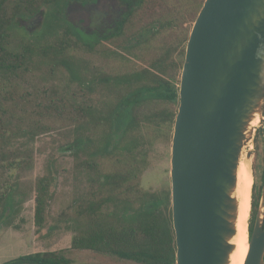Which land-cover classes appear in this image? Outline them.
Segmentation results:
<instances>
[{
  "label": "trees",
  "instance_id": "16d2710c",
  "mask_svg": "<svg viewBox=\"0 0 264 264\" xmlns=\"http://www.w3.org/2000/svg\"><path fill=\"white\" fill-rule=\"evenodd\" d=\"M125 1L129 2L130 9L112 37L125 33L128 22L145 3L139 0L136 8L133 0ZM36 13L44 17L38 40L13 45L10 36L19 25L18 19L30 18ZM68 24L62 0H0V76L14 81L37 59L49 65L51 71L61 66L68 74L59 100L48 98V103L38 105L50 112L52 121L61 120L64 124L69 121L73 136L64 148L75 157L76 169L89 174L94 182L93 191L80 198L74 212L64 219L66 227L74 230L71 247L112 256L127 264H177L171 191L145 189L139 179L147 165V152L141 149L146 144L144 129L151 126L166 135L173 131L177 109L166 104L179 105L181 74L178 76L175 71L178 66L182 70L189 36L184 42L164 47L148 65L112 74L90 62L91 57L102 52V42L69 40L76 29ZM158 33L154 24L143 27L130 35L121 51L109 50L107 54L130 61L132 48L146 49L145 42ZM73 83L88 90V102L86 98L80 101L75 94H69L68 86ZM160 104L164 105L156 107ZM5 114L0 108V229L12 223L23 201L21 182L15 173L32 167L33 149L25 143L14 145L15 141L21 135L32 140L40 124L35 122L24 128L21 123L6 119ZM106 160H110L114 170L101 169ZM9 178H15L13 183L8 182ZM56 181L57 170L51 160L34 186L35 222L40 228L48 224ZM256 207L253 193L251 217ZM72 263V258L57 251L21 254L0 262Z\"/></svg>",
  "mask_w": 264,
  "mask_h": 264
},
{
  "label": "water",
  "instance_id": "95a60500",
  "mask_svg": "<svg viewBox=\"0 0 264 264\" xmlns=\"http://www.w3.org/2000/svg\"><path fill=\"white\" fill-rule=\"evenodd\" d=\"M256 117L264 123V0H205L186 44L172 136L177 264L230 263L238 166ZM249 233L244 264H264V179Z\"/></svg>",
  "mask_w": 264,
  "mask_h": 264
},
{
  "label": "rangeland",
  "instance_id": "374dc122",
  "mask_svg": "<svg viewBox=\"0 0 264 264\" xmlns=\"http://www.w3.org/2000/svg\"><path fill=\"white\" fill-rule=\"evenodd\" d=\"M201 2L203 0H145L133 16V20L128 22L125 33L103 41L100 46L102 52L90 58L91 64L98 65L112 74L131 72L150 64L161 54L164 47L185 41ZM24 21L21 23L19 21V25L11 32L10 41L15 46L21 45L24 41L32 43L38 40L37 35L42 26L39 30L33 28L29 31ZM153 24L156 25L159 33L145 42L143 47L146 49L132 48L129 53L133 57L132 60L126 61L116 56H108L109 50L124 48L132 33L142 30L143 27H151ZM30 26L33 27L32 24ZM77 51L80 52L79 49ZM105 54L107 57L104 56ZM175 72L180 76L181 68L178 66ZM67 81L68 74L61 66L51 71L49 65L38 59L29 63L28 70H25L14 81L0 76V108L6 111V119L19 122L24 128L35 122L40 123L34 130L36 135L32 140L21 135L14 144L23 146L25 143L33 149L32 167L15 173L16 179L21 182L23 201L18 206L12 223L0 229V262L21 254L57 251L72 258V264H127L112 256L71 247L74 230L66 227L64 219L74 212L75 205L80 198L93 191L94 182L89 178V174L87 176L86 173L80 172V168L76 169L75 157L64 148L67 140L73 136L71 126L67 124L69 121L66 120L65 124L61 123V120L52 121L53 116L50 112L43 105H38V103H44V105L48 103V98L59 100L61 90L66 86ZM68 88L69 94L72 96L75 94L80 101L86 98L88 102L86 88H82L77 83L69 85ZM166 105L178 110L176 104ZM255 129L254 138L244 151V155L247 157V152L251 149V164L253 163L254 172L252 195L254 193L258 207L264 179V123L259 120ZM19 133L22 132L19 131ZM172 134L173 131L168 135L155 131L151 126L144 129L146 144L141 149L147 152V165L140 175L141 187L157 191H171ZM51 160L57 170V181L52 188L53 196L47 215L48 224L40 228L35 222L34 186L37 177L46 172ZM101 165L103 171L114 170L110 160H106ZM9 179V183L15 180V178ZM257 207L254 215L250 217V224L254 222Z\"/></svg>",
  "mask_w": 264,
  "mask_h": 264
},
{
  "label": "flooded vegetation",
  "instance_id": "af4514ba",
  "mask_svg": "<svg viewBox=\"0 0 264 264\" xmlns=\"http://www.w3.org/2000/svg\"><path fill=\"white\" fill-rule=\"evenodd\" d=\"M133 1L138 8L139 0ZM62 3L68 26L76 29L68 39L75 41L103 42L112 38L115 29L124 20L125 12L130 9L129 2L125 0H62ZM43 18L42 13H36L30 18H20L18 21L21 23L25 20L29 31L33 28L39 30Z\"/></svg>",
  "mask_w": 264,
  "mask_h": 264
},
{
  "label": "bare ground",
  "instance_id": "6f19581e",
  "mask_svg": "<svg viewBox=\"0 0 264 264\" xmlns=\"http://www.w3.org/2000/svg\"><path fill=\"white\" fill-rule=\"evenodd\" d=\"M259 120L260 118L256 117L252 122V125L256 126ZM252 164L250 158L245 157L244 154L241 156L238 166L237 187L235 192L239 204L238 220L236 224L237 232L233 238L235 250L231 255L229 264H244L249 249V225L252 209V190L254 185Z\"/></svg>",
  "mask_w": 264,
  "mask_h": 264
}]
</instances>
